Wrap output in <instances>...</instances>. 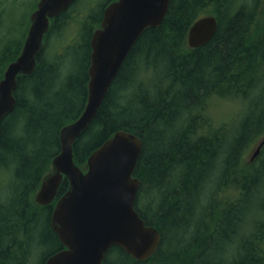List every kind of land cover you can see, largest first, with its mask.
Returning <instances> with one entry per match:
<instances>
[{"label":"trees","instance_id":"trees-1","mask_svg":"<svg viewBox=\"0 0 264 264\" xmlns=\"http://www.w3.org/2000/svg\"><path fill=\"white\" fill-rule=\"evenodd\" d=\"M79 1L50 20L35 69L18 77L14 109L1 121L0 264H27L38 255L43 264L64 248L50 216L67 179L50 205L36 204L34 194L60 152L61 128L84 109L90 37L113 0H83L90 10L81 20ZM263 2L170 0L161 25L145 29L129 51L73 155L85 167L116 131L138 136L134 207L160 242L144 261L112 246L104 263L264 264V145L244 158L264 139ZM6 6L0 0V27ZM30 11L23 32L0 40V80L21 51ZM207 15L217 19L213 37L189 48L190 26ZM225 101L239 102L243 112L213 116Z\"/></svg>","mask_w":264,"mask_h":264},{"label":"water","instance_id":"water-1","mask_svg":"<svg viewBox=\"0 0 264 264\" xmlns=\"http://www.w3.org/2000/svg\"><path fill=\"white\" fill-rule=\"evenodd\" d=\"M170 0H114L103 10L100 25L90 37L87 100L76 120L59 132L60 152L51 161L52 171L41 181L34 201L50 205L64 178L66 191L56 200L50 226L63 249L43 264H106L104 256L116 246L136 261L151 257L160 234L146 225L135 210L140 180L133 172L142 150L141 139L116 131L90 153L82 170L74 161L73 144L97 114L105 95L129 51L147 28L161 25ZM73 0H37L19 55L10 62L0 80L1 121L15 105L19 76L31 75L43 46L50 20L65 11ZM217 29L213 15L198 18L187 32L189 48L207 44ZM264 145L255 147L252 159Z\"/></svg>","mask_w":264,"mask_h":264},{"label":"rangeland","instance_id":"rangeland-1","mask_svg":"<svg viewBox=\"0 0 264 264\" xmlns=\"http://www.w3.org/2000/svg\"><path fill=\"white\" fill-rule=\"evenodd\" d=\"M2 1L7 2V6L5 8V13L3 15V22H2L3 25L0 27V40L7 41V40H11L15 36H18L20 32H23L24 23L27 20L26 16L30 10H31L30 12H32V10L36 7L37 0H2ZM82 2L83 0H80L77 4V9L80 13L77 14V17L75 19L81 20L82 15L81 16H78V15L88 11V9L90 10V7L88 4L86 5V8H83V6H81ZM260 11L263 12V20H264V2H263V5ZM21 22L23 23L22 26L19 25V23ZM75 34L76 33H75V28H74L72 31H70L67 34L66 36L67 40L70 41L72 37L75 36ZM1 38H4V39H1ZM243 110H244L243 106L239 102L230 103V102L225 101L222 107H214L212 110H210V112L216 118L229 119L230 118L229 116H231L234 112H243ZM258 143L259 141L254 143V145L245 153L244 155L245 160H248L250 158L254 150V147ZM80 168L82 170H85V167H80ZM51 247L52 245L51 246L48 245L47 248L50 249ZM40 263H41V258L38 255V256L33 257L32 259H29V262L27 264H40Z\"/></svg>","mask_w":264,"mask_h":264},{"label":"bare ground","instance_id":"bare-ground-1","mask_svg":"<svg viewBox=\"0 0 264 264\" xmlns=\"http://www.w3.org/2000/svg\"><path fill=\"white\" fill-rule=\"evenodd\" d=\"M237 151H239V150H237ZM238 159H240V158H238ZM235 162V161H234ZM239 162V161H238ZM219 169H220V167H219ZM222 170V169H221ZM251 215V214H250ZM255 216V215H254Z\"/></svg>","mask_w":264,"mask_h":264},{"label":"flooded vegetation","instance_id":"flooded-vegetation-1","mask_svg":"<svg viewBox=\"0 0 264 264\" xmlns=\"http://www.w3.org/2000/svg\"><path fill=\"white\" fill-rule=\"evenodd\" d=\"M74 1V0H73Z\"/></svg>","mask_w":264,"mask_h":264}]
</instances>
